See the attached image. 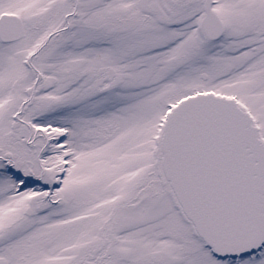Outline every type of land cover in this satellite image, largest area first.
<instances>
[{
    "label": "snow or ice",
    "instance_id": "snow-or-ice-1",
    "mask_svg": "<svg viewBox=\"0 0 264 264\" xmlns=\"http://www.w3.org/2000/svg\"><path fill=\"white\" fill-rule=\"evenodd\" d=\"M0 264H264V0H0Z\"/></svg>",
    "mask_w": 264,
    "mask_h": 264
}]
</instances>
